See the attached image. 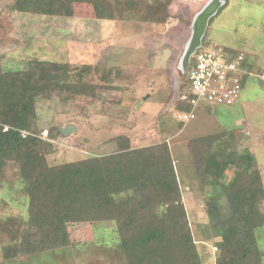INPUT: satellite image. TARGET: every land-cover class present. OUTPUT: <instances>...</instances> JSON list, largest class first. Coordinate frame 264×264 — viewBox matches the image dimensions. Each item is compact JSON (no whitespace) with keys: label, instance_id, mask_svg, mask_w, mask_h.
Listing matches in <instances>:
<instances>
[{"label":"rangeland","instance_id":"1","mask_svg":"<svg viewBox=\"0 0 264 264\" xmlns=\"http://www.w3.org/2000/svg\"><path fill=\"white\" fill-rule=\"evenodd\" d=\"M14 1L0 0L3 70H23L27 61L44 60L97 66L108 70L109 80L113 79L95 76L94 83L101 86L93 99L76 97L68 103L57 98L36 101L40 138L50 144L47 164L112 154L117 150L112 140L120 135L129 139L131 148L166 143L201 262L214 264L218 238L213 236L205 212L212 190L206 184L208 177L196 171L190 146L195 140L190 139V134L195 132L183 129L184 112L178 108L189 88L186 73L178 67L179 59L190 36L191 21L207 0H135L133 10L118 7L112 21L97 20L90 5L75 4L71 18L13 13L9 27L4 7ZM223 1L224 5L208 22L201 49H231L234 54H244L245 64L264 69V0ZM157 10L165 14L164 20L155 21ZM241 103L245 104L243 109ZM211 110L210 115L224 132L236 130L231 138L228 134L224 139L229 144L227 150L244 160L248 172L264 171V81H245L240 103L234 107L214 106ZM242 110L247 111L245 116ZM241 117L246 120L245 127L235 125ZM199 121L197 116L189 124ZM66 126L74 127V131L54 140L46 138L47 129ZM220 148L216 147L217 151ZM233 174L232 168H226L219 182L227 185ZM262 181L264 190V172ZM258 207L264 222V197ZM26 217L27 198L14 166L9 164L0 181V222L11 219L12 229L16 230ZM113 229L111 222L69 224L66 248L11 264H123L117 255ZM5 233L0 243L13 240L10 230ZM256 239L264 254V226L257 231Z\"/></svg>","mask_w":264,"mask_h":264},{"label":"trees","instance_id":"2","mask_svg":"<svg viewBox=\"0 0 264 264\" xmlns=\"http://www.w3.org/2000/svg\"><path fill=\"white\" fill-rule=\"evenodd\" d=\"M75 4L90 5L101 21L114 20L118 7L129 11L136 6L135 0H15L4 7V19L10 27L13 13L71 18ZM156 14L155 21L166 17ZM97 75L109 80L110 72L44 60L5 71L0 62V181L7 165H13L27 198V217L18 229H12L11 219L0 222V237L9 230L13 235L12 241L0 243V264L66 248L69 224L100 222L113 223L123 264H202L166 143L131 148L129 139L120 135L112 140L117 146L112 154L47 164L50 144L40 138L36 101L93 99L101 86L94 83ZM178 108L190 111L183 98ZM235 132L195 139L191 155L197 173L208 177L212 190L205 212L218 238L214 264H262L256 236L264 226L258 207L263 183L259 172H248L244 160L227 150L224 139ZM59 136V128L46 130L48 140ZM226 168L234 174L222 185L219 180Z\"/></svg>","mask_w":264,"mask_h":264},{"label":"built area","instance_id":"3","mask_svg":"<svg viewBox=\"0 0 264 264\" xmlns=\"http://www.w3.org/2000/svg\"><path fill=\"white\" fill-rule=\"evenodd\" d=\"M186 72L190 106L182 113L184 123L194 119L195 109L203 102L208 106L232 107L237 103L244 82L258 75L247 70L243 53H230L222 47L199 48L191 56Z\"/></svg>","mask_w":264,"mask_h":264},{"label":"water","instance_id":"4","mask_svg":"<svg viewBox=\"0 0 264 264\" xmlns=\"http://www.w3.org/2000/svg\"><path fill=\"white\" fill-rule=\"evenodd\" d=\"M223 5V0H207L202 8L194 15L190 24V36L185 43L178 63L181 73H184L187 69L190 58L194 52L201 48L202 38L209 20L216 15L218 9ZM72 131H74V127L72 126H66L59 129V133L63 137L67 136Z\"/></svg>","mask_w":264,"mask_h":264},{"label":"crops","instance_id":"5","mask_svg":"<svg viewBox=\"0 0 264 264\" xmlns=\"http://www.w3.org/2000/svg\"><path fill=\"white\" fill-rule=\"evenodd\" d=\"M224 49H226L230 53L235 52V51H233L231 49H227V48H224ZM246 67H247V70L255 73L256 75H258L257 78H260L261 80L264 81V69L263 68L258 67L256 65H255V68H254V66L247 65V64H246ZM253 79H256V78L248 79L247 82H251ZM243 88H244V86H243ZM238 103H240V98L237 101V103L235 105H233L232 107L236 106ZM212 107H214V106H208V105H206L204 103H201L194 111V113H195L194 114L195 115L194 119H192L190 121H194L196 119V117L198 116L200 118V121L203 120V122L199 123L200 122L199 121V122H196L195 124L193 123L191 125L189 124L190 121L184 123V126H183L184 130L187 129L190 133H192L193 131L195 132V134H190L191 135L190 139L201 138V137H205V136H208V135H213V134H216V133H223L224 131H226L224 128H222V126L218 125L219 123H217V121H215V119L210 115V113L212 112V110H211ZM241 107L243 109L245 107V104L241 103ZM242 111H243L244 116H245L247 114V111H245V110H242ZM245 122H246V120L243 117H241L240 119L235 120V125H239L240 124L242 127H245L246 126ZM209 125L210 126L214 125L215 128L212 129V128L208 127ZM181 129L178 130V131H181ZM215 129H217V130L219 129L218 130L219 132H215L214 131ZM237 130H239V129H237ZM196 131H201V132H196ZM234 131H236V130H234ZM252 155H254V153H252ZM250 157H251V155H250ZM253 160H254V157L251 158L252 162H253ZM254 165L256 166V164H254ZM256 167L258 169H260V170L263 168L260 164H258ZM263 172H264L263 170H261L259 172V174L261 176V179H262Z\"/></svg>","mask_w":264,"mask_h":264}]
</instances>
